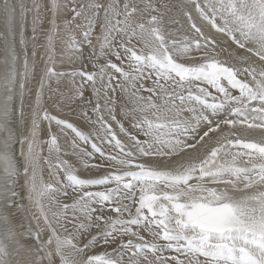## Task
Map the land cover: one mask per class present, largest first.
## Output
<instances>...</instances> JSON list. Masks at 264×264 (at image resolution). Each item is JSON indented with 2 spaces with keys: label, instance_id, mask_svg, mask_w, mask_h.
Instances as JSON below:
<instances>
[{
  "label": "snow or ice",
  "instance_id": "6c2138e0",
  "mask_svg": "<svg viewBox=\"0 0 264 264\" xmlns=\"http://www.w3.org/2000/svg\"><path fill=\"white\" fill-rule=\"evenodd\" d=\"M54 39L94 70L55 73ZM54 75L90 132L42 104ZM25 233L49 264H264V0H0V264H37Z\"/></svg>",
  "mask_w": 264,
  "mask_h": 264
},
{
  "label": "rangeland",
  "instance_id": "374dc122",
  "mask_svg": "<svg viewBox=\"0 0 264 264\" xmlns=\"http://www.w3.org/2000/svg\"><path fill=\"white\" fill-rule=\"evenodd\" d=\"M62 3L63 0H58V3L60 2ZM42 2L44 4H47L45 2H47L46 0H42ZM31 19V18H30ZM29 19V20H30ZM62 22H58V24H60ZM62 26L63 23L61 24ZM60 27V26H59ZM177 27H179L177 25ZM64 27H60V31L63 33L64 32ZM29 31H32L31 29ZM33 35V34H32ZM32 35L28 36L29 38L32 37ZM219 39H222V37H218ZM77 39H79V36L77 35ZM43 40L42 34H41V43ZM93 40L95 42V37H93ZM54 47L56 49H66L67 45L64 43H60L59 41L54 39ZM31 46V45H30ZM77 48H79L80 46L77 44L76 45ZM224 47L227 48L229 51H234V46H229L228 43H224ZM41 50L40 53L43 52V48H38ZM68 53L70 55H66V59L65 62L63 64H57L55 63V61H51V63H53V68H54V72L57 74H67V73H72V72H78L81 69L85 70V71H89L92 72L94 69L92 67V62L89 61L88 56L89 54L92 52V49L88 48L86 45L83 47V59L80 58V54L78 51L76 50H71L68 47ZM96 51H99V45H97V49ZM57 54V53H56ZM227 57V53L224 54V56H222V58H226ZM113 61L115 62V58H112ZM53 60V59H52ZM98 63H104L103 59H100L99 61H97ZM61 63V62H60ZM66 65V66H65ZM62 67V68H61ZM81 83L80 78L77 76L75 77V79H73V77H71L70 75H54L51 79L50 82V86H46L44 89V93H43V97H42V104L44 105V107L50 112L51 115L57 116L58 118H62V119H68L70 122H74L82 131H84L85 133H88L91 131V127L88 125V122L86 120L80 119L79 117V110L83 107H85L84 102L80 101L79 99L76 98L75 95V89L77 88V86ZM46 85H47V81H46ZM238 94V93H237ZM91 93L90 90L87 88V86H85V91H84V100L87 101L88 98L90 97ZM116 95L119 97L121 94L119 92V89H117V93ZM119 100L117 101V106L119 105ZM125 103H128V101L125 99L124 100ZM129 107H131V104H129ZM48 124L45 121L44 122V129H45V133L44 136L42 137L43 139H47V130H48ZM51 131L53 134H56L58 137V144H59V135L64 132L65 136L67 138H71V133L69 131H61L60 128H58L55 123H53L51 125ZM240 135H245V133L243 131L240 132ZM248 137L251 138H257L253 135V132H248L247 133ZM63 150V149H62ZM45 155H47V145H45ZM79 175L81 178H85L89 175H92L93 177L98 175V173L92 172V173H87V172H79ZM44 180H49V176H48V170H47V166L45 165V171H44V175H43ZM61 178L63 179V174L61 173ZM89 190H99V189H89ZM75 194L72 192L71 189H68V194L65 197L63 194H61L60 196L57 197L58 202L61 204L64 203H68L71 204L72 200L74 199ZM62 201V202H61ZM46 206H48V202H45ZM52 210L55 211L56 207L55 205H51ZM106 211H110L109 209H106ZM133 213L135 212V208L133 207L132 209ZM71 213H69L70 215ZM125 217H127V213H125ZM133 230H135V226L133 227ZM94 231V230H93ZM69 232H71V229L69 228ZM60 234L61 236H66L67 233H64L62 230H60ZM90 238V237H86L85 239ZM73 243H77L79 247H82V243H79L78 240H74ZM54 246V251H55V243L53 244ZM67 249H65V252L67 253ZM107 251V252H111V248H105L102 244L98 245L96 248L92 249L90 251L91 255H103V253ZM59 258V256H58ZM77 259H79V257H76ZM59 263H60V258H59Z\"/></svg>",
  "mask_w": 264,
  "mask_h": 264
},
{
  "label": "bare ground",
  "instance_id": "6f19581e",
  "mask_svg": "<svg viewBox=\"0 0 264 264\" xmlns=\"http://www.w3.org/2000/svg\"><path fill=\"white\" fill-rule=\"evenodd\" d=\"M47 2H45V3H48V0H46ZM60 2V1H59ZM61 3V2H60ZM62 3H63V1H62ZM61 3V4H62ZM48 18H50V14H46V16H45V27H47V20H48ZM62 23H60L59 24V26L60 27H64V26H62L61 25ZM32 30V24H31V19L29 20V23H28V26H27V36H30V35H32L33 33H32V31H29V30ZM65 31V30H64ZM42 37H43V35H42ZM219 39V38H218ZM42 42H43V40H42ZM33 43H35V42H33ZM40 43H41V40H40ZM31 45V46H30ZM29 45V47H28V49H27V51H28V53H29V55L31 54V51H32V44H30ZM65 45V44H64ZM68 49V46L66 47V49L64 48V49H56L55 47H53V55H52V59L53 60H51V61H55V63H57V64H63L64 62H65V59H66V55L68 56V55H70L69 53H68V51L69 50H67ZM36 51H37V57H36V60H37V62L39 61V57H40V52H41V50L40 49H36ZM70 52V51H69ZM57 53V54H56ZM21 61H23V54H21ZM64 61V62H63ZM61 62V63H60ZM52 65H53V63H51ZM64 65V64H63ZM62 66V65H61ZM66 66V65H65ZM40 67H42L41 65H39L38 64V67H37V73L39 72V70H40ZM62 68V67H61ZM20 70L21 71H23V67H22V64H21V68H20ZM35 86H36V77H34L33 79H32V81L30 82V84H29V87H31V88H35ZM16 106H17V118H19V108H20V96H19V91H17V98H16ZM27 111H28V109L27 108H25V112L27 113ZM27 118V117H26ZM253 135L255 136V137H258V139L260 138V136H261V133L260 132H258V131H255V132H253ZM59 144L61 145V146H63L64 145V142H65V138H66V136H65V134H64V132H62L60 135H59ZM257 139V138H256ZM22 182V180L20 181V182H18V184H17V188H16V191L17 192H19L20 191V183ZM195 181H193V183H194ZM236 195H240V193H236ZM62 202V201H61ZM62 204V203H61ZM33 227H35V224L33 223ZM47 237H48V233L47 232H45V233H43L42 234V239H47ZM36 241H35V234L33 233V234H31V235H29V234H27V233H25V235L23 236V239H22V243H24L25 245H26V247H25V249L23 250V251H21V252H19L18 254H16L15 256H14V258L16 259V260H25V261H27V260H33V259H35L36 260V262H37V264H49V261H48V258L45 256V253H44V251H39V252H36V251H32V252H29V250H28V247H30L33 243H35ZM55 242H53V244H54ZM53 244L52 245H50L49 246V249H48V251H51L52 253H53V256H52V260H53V264H60L59 263V258H58V256L57 255H55V251H54V246H53ZM95 255V254H94Z\"/></svg>",
  "mask_w": 264,
  "mask_h": 264
}]
</instances>
